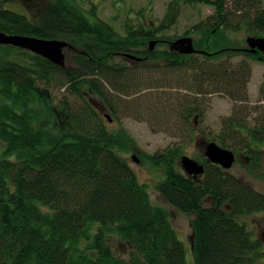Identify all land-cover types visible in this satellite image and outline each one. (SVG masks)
Listing matches in <instances>:
<instances>
[{"label":"trees","instance_id":"16d2710c","mask_svg":"<svg viewBox=\"0 0 264 264\" xmlns=\"http://www.w3.org/2000/svg\"><path fill=\"white\" fill-rule=\"evenodd\" d=\"M196 5L211 7L213 14L186 30L181 38L191 39L195 52L182 54L171 48L179 38L165 33L182 7ZM128 18L120 34L99 19L94 5L86 11L75 0H53L31 18L0 2V33L71 47L69 64L60 68L0 44V264H186L166 212L153 204L122 155L137 149L134 140L124 129L109 131L100 106L115 112V97H136L139 112L166 123L177 119L191 142V118L203 113L189 94L248 101V60L264 64V53L239 46L264 38V0H170L158 23ZM238 54L247 61L234 63ZM175 84L186 93L183 99L156 91L174 90ZM57 88L74 101L56 104ZM152 90L157 95L147 94ZM258 102L242 111L256 128L232 115L209 141L240 156L250 174L264 179V81ZM180 146L142 156L163 176L154 183L160 197L193 215L195 264H264L263 245L244 221L264 212V194L204 157L203 175L186 176ZM111 238L128 248L126 259Z\"/></svg>","mask_w":264,"mask_h":264},{"label":"rangeland","instance_id":"374dc122","mask_svg":"<svg viewBox=\"0 0 264 264\" xmlns=\"http://www.w3.org/2000/svg\"><path fill=\"white\" fill-rule=\"evenodd\" d=\"M53 0H0L1 4L12 11L23 12L29 15L31 18L35 13L47 3H51ZM76 3L84 10L88 11L92 5L96 7V14L99 19L108 22L112 25L120 34H123V25L126 19H131L134 22L142 21L145 24L151 22L158 23L161 20L167 9V5L170 0H75ZM213 14V9L204 5H196L193 8L182 7L180 16L177 19L176 25L167 31V36H176V39L184 37V33L190 27L195 25L201 20H206ZM244 40L246 36L243 37ZM247 44L243 42L239 49L243 52L247 49ZM158 49H166L165 46H161ZM65 64H69L68 59L71 52L64 51ZM247 61L243 54H238L234 63ZM251 68V77L247 86L248 101L245 103L234 102L227 96L215 93L212 95H191L188 96L196 98V102L199 104V109L202 111V116L197 115L194 119L191 118V127L194 129L193 139L191 142L187 141L185 136L186 128L177 123V119L172 122L166 123L164 120L156 119L154 114H145L139 112L135 107V98L130 99H113L116 105L115 112L110 110L102 111L103 115H108L109 119L105 120V124L109 131L124 129L125 132L134 140L137 149L130 148L127 153L122 154L129 165L132 167L138 180L145 184L148 188L151 200L157 207L164 209L171 225L176 230L179 241L183 244L186 256V264H195L193 258V245H192V229L191 221L193 215L183 214L177 209L168 205L154 189V183L162 180L163 176L160 172L156 171L148 162L143 160V153L154 154L161 152L169 146H180L182 149V156H187L190 159L198 162L203 161V149L206 142H210L209 139L220 134L223 122L229 117H233L241 123L256 128V123L251 115H245L242 113L244 110L250 108H256L259 99V88L264 81V64L248 60ZM129 65V63H126ZM147 70L150 69V64L144 63ZM158 92L167 93V97L181 98L186 95L183 90L170 88L163 90H156ZM156 91L152 90L147 94L152 96ZM155 95H157L155 93ZM55 103L59 100L67 98L73 102L72 97L67 94L64 89H55L53 91ZM110 96H113L110 94ZM189 97V98H190ZM188 97L185 100H190ZM95 105L98 102L94 98H87ZM118 104V105H119ZM194 104V102H193ZM264 104V103H263ZM142 111V110H141ZM242 114V115H241ZM217 144V143H216ZM218 145V144H217ZM219 146V145H218ZM3 144L0 142V157L3 151ZM137 162H134L132 159ZM245 161L238 156L232 168L228 172L247 183L255 190L264 194V179L258 178L250 174L244 167ZM249 230L258 239L264 236V212L244 218ZM263 226V227H262ZM111 245L115 252L121 257L126 259L128 254V248L121 244L116 238H111ZM264 251V245H263Z\"/></svg>","mask_w":264,"mask_h":264},{"label":"water","instance_id":"95a60500","mask_svg":"<svg viewBox=\"0 0 264 264\" xmlns=\"http://www.w3.org/2000/svg\"><path fill=\"white\" fill-rule=\"evenodd\" d=\"M246 43L249 52L255 54L257 52L264 53V38H247ZM0 44L17 47L33 54L47 59L50 63L60 68L65 67L64 50L70 49V45L62 40H39L36 38L22 36H8L0 33ZM156 45V41L149 43V50L152 51ZM171 48H176L182 54H191L195 52L192 41L189 38L178 39ZM103 111L104 108L100 106ZM204 156L213 164H217L224 170H229L235 162L233 152L219 147L217 144L210 142L204 145ZM134 160V157H132ZM134 162H137L134 160ZM183 172L188 176L197 177L203 174L204 168L196 161L187 156H183L180 160Z\"/></svg>","mask_w":264,"mask_h":264},{"label":"flooded vegetation","instance_id":"af4514ba","mask_svg":"<svg viewBox=\"0 0 264 264\" xmlns=\"http://www.w3.org/2000/svg\"><path fill=\"white\" fill-rule=\"evenodd\" d=\"M263 216V212L261 213ZM263 227V226H262ZM257 238V237H256ZM258 239V238H257ZM259 241L261 242L262 245H264V236L262 235L261 238H259Z\"/></svg>","mask_w":264,"mask_h":264}]
</instances>
